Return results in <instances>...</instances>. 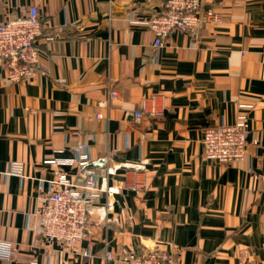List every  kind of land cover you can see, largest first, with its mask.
<instances>
[{
  "label": "crops",
  "instance_id": "0c3cea01",
  "mask_svg": "<svg viewBox=\"0 0 264 264\" xmlns=\"http://www.w3.org/2000/svg\"><path fill=\"white\" fill-rule=\"evenodd\" d=\"M164 1L0 0V23L35 5L43 25L31 78L9 82L0 67V264H119L106 252L157 245L176 264H264V0H201L215 20L156 48L139 21ZM153 96L163 116L136 124ZM245 114V159L206 160L203 131ZM79 143L91 161L106 159L93 166L101 187L137 178L148 188L100 192L88 237L67 248L36 227L47 181L78 178L77 167L47 162L74 158ZM14 163L23 177L9 175Z\"/></svg>",
  "mask_w": 264,
  "mask_h": 264
},
{
  "label": "built area",
  "instance_id": "2783aa9c",
  "mask_svg": "<svg viewBox=\"0 0 264 264\" xmlns=\"http://www.w3.org/2000/svg\"><path fill=\"white\" fill-rule=\"evenodd\" d=\"M201 0H165L161 9L152 17L139 21L154 35V47L165 45L174 31L193 32L202 22L215 20L212 11L201 14ZM42 19L38 7L29 6L21 15L0 23V67L5 79L18 83L31 78L41 63V50L37 39L42 33ZM109 101L118 97L114 91L108 93ZM100 104L96 108V118L103 119ZM164 106H159L156 97L142 101L139 110L133 114L134 122L141 123L144 117H162ZM251 128L248 116L241 115L234 124L220 123L203 131L202 155L206 160L223 164L242 162L247 155L248 138ZM89 148L79 143L70 160L52 159L47 163L55 167H77L78 178L73 180L66 173H57L47 181V190L42 195L41 211L38 215L37 231L48 243H60L67 248L88 237L90 215L95 197L100 192L118 193L125 188L134 193H143L148 188L145 180L135 178L124 180L117 187L103 188L99 185V175L94 167H103L106 159L91 161ZM9 175L23 177V166L14 163ZM111 209V205H107ZM7 248L1 255L11 258ZM108 262L119 264H176L174 255L165 245H157L142 252H131L120 257L106 252Z\"/></svg>",
  "mask_w": 264,
  "mask_h": 264
}]
</instances>
